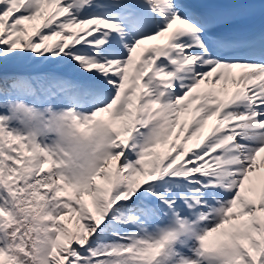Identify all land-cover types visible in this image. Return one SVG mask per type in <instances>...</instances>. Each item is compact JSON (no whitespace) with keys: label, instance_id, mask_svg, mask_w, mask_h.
Returning a JSON list of instances; mask_svg holds the SVG:
<instances>
[{"label":"snow or ice","instance_id":"1","mask_svg":"<svg viewBox=\"0 0 264 264\" xmlns=\"http://www.w3.org/2000/svg\"><path fill=\"white\" fill-rule=\"evenodd\" d=\"M262 165L264 0H0V264H264Z\"/></svg>","mask_w":264,"mask_h":264},{"label":"bare ground","instance_id":"2","mask_svg":"<svg viewBox=\"0 0 264 264\" xmlns=\"http://www.w3.org/2000/svg\"><path fill=\"white\" fill-rule=\"evenodd\" d=\"M258 161H260V159L258 158ZM261 164V163H260ZM264 166V165H263Z\"/></svg>","mask_w":264,"mask_h":264}]
</instances>
